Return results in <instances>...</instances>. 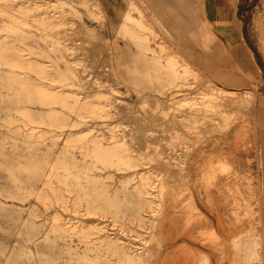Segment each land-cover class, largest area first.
<instances>
[{
	"label": "rangeland",
	"instance_id": "obj_1",
	"mask_svg": "<svg viewBox=\"0 0 264 264\" xmlns=\"http://www.w3.org/2000/svg\"><path fill=\"white\" fill-rule=\"evenodd\" d=\"M184 1L0 0V264L161 263L170 206L193 242L180 264H264V0H220L232 39L209 37L199 0L171 18ZM208 80L238 94L193 129L183 100ZM63 88L68 106L49 102Z\"/></svg>",
	"mask_w": 264,
	"mask_h": 264
},
{
	"label": "bare ground",
	"instance_id": "obj_2",
	"mask_svg": "<svg viewBox=\"0 0 264 264\" xmlns=\"http://www.w3.org/2000/svg\"><path fill=\"white\" fill-rule=\"evenodd\" d=\"M199 2L201 3V8H200L201 10L199 12L200 13V16H199L200 17V22L207 29L209 37H214L215 34L213 33L214 26L212 24V19H210L206 15V11L204 9V7H205V0H199ZM217 2H218V8H217V10H218L217 11L218 12V16H215V18L216 19H222V20H228V21L231 20V14L229 13V11L231 10L232 7H229L230 9L229 8L228 9L227 8L224 9L223 6H222L221 1L220 0H217ZM232 5H233V3L231 4V6ZM45 6H46L47 13L49 11H53V12L58 13L56 11V10H58V7H59L58 2H55V3H46ZM132 7L133 8H136V9L139 8L135 4V2H133ZM97 8L98 9H97V13L96 14L98 16L104 17L103 12L101 11L100 7H97ZM193 11H194V5H193V3L191 1L190 12L193 14ZM209 12L211 13L210 9H209ZM130 13H131V11L127 13V16L125 17V22L123 24V27H124V29L126 31H131L132 29L136 30L138 28V26L140 27L142 25L140 23V20L137 17L131 15ZM179 13L180 12L178 10L171 8L170 16H171V18L172 17L173 18L174 17L177 18V16H179V18H180L181 15H178ZM211 16H212V18H214V15H212V13H211ZM180 20H182V19L180 18ZM192 22H193V18H192ZM233 24H234V26L232 27L231 32H232L233 36H237V35H239V32L240 31H239V29H237L236 23H233ZM136 32L137 31H134L132 33H136ZM149 41H150L149 38H146L145 39V45H146V47L149 46V44H148ZM210 47L211 46H208V45H205L204 46V48H207L208 51H210ZM236 52H237V55H238L239 59L242 62L243 67L246 68V70H248L250 72H253L252 70H253V62L254 61L252 59V53H251V51H249L248 49H246L244 47L243 43L241 42L238 45ZM182 63H183V61H182ZM207 63L209 65L208 68H210V66L212 65L211 64V60H209ZM186 65L189 66L188 63ZM179 72H180V70H178V73ZM193 72H194V79L196 80L197 78H199L198 77V74L195 71H193ZM223 76H224L225 79H227L224 74H223ZM229 80H231V79L229 78ZM69 90H70L69 88H63L60 91H58V93H53V91H50L51 92V95H50L49 102H56V100H57L59 102H62V104L64 106H68L69 98H71V94H70ZM225 92H229L230 94H232L234 96H236L238 94L237 90H229V91H227L224 88L216 85L213 81H209L208 80V81L205 82V87L202 88L201 91L199 92V95L197 97V100H196V97L193 98V99L187 98V99L183 100V101L188 102L189 104H191L194 107L193 110L194 109L196 110V112H193L191 114V124H192V128L193 129H196L197 128L196 124H198L201 121H207L208 118L211 117L210 115H207V114H200L197 111H199L200 108H202V109L205 108L206 110H204V109L203 110L201 109V110L203 112L204 111L207 112L209 107H214V106H219V105L224 104L226 102L224 100V95H223ZM91 99H92V102L97 103V105L100 103L98 101L99 100L98 98H91ZM193 100H195L196 102H193ZM237 101H239V100H237ZM260 111H261L262 115H264V111H262L261 108H260ZM51 112H53V111H51ZM120 146L121 145L118 144V145H115L114 147L115 148H118ZM193 155L195 156L196 154L194 153ZM210 169H211V167H210ZM258 201H259V206H261V207L263 206L262 209L264 210V186L262 188V191H261V194H260V197H259ZM168 220H169L168 227L166 228V231L163 232V236H164V239L163 240H164V242L167 241V235H168V240H169V233H170V229H171L169 214H168ZM259 237H261V239H260V241L257 240V243H256L257 251H260L261 254H264V234L259 235ZM110 242H111L110 244H114V243H112V241H110ZM169 243L170 242H168V248H169V245H170ZM119 246L123 247V249L129 248L127 245L122 246V244L117 243V247H119ZM125 256H126L127 260H129L130 262H132L134 264L137 262V258L138 257H140L142 260H144V262H146L145 261L146 260V257L143 256V255H141V253H137L135 255H129L128 253H125ZM171 256L172 255H170V252H168L167 256L166 257H163L164 259L161 261V263H158V264H180V261H178L176 258L171 257ZM194 264H196V262H194Z\"/></svg>",
	"mask_w": 264,
	"mask_h": 264
},
{
	"label": "crops",
	"instance_id": "obj_3",
	"mask_svg": "<svg viewBox=\"0 0 264 264\" xmlns=\"http://www.w3.org/2000/svg\"><path fill=\"white\" fill-rule=\"evenodd\" d=\"M182 0H180L181 2ZM187 1V0H186ZM186 1H184V5L180 4L179 9H180V14L181 16L183 15V13L185 14L187 11L190 12V7H191V1L190 2V6L189 8H187L186 6ZM210 2H214V4L212 5V7L210 8V11L212 13V15H214V18L212 19V24L217 25V27L219 28L220 31L224 32V34L226 35L227 39H232L233 37H239L241 35V31H242V27L240 26V24L238 23V21L234 20L231 18V20H222V19H216L215 16H218V2L216 1H211ZM177 4V3H176ZM234 5V2H233ZM232 5V6H233ZM171 7H173V5H170V10ZM177 10V9H176ZM215 20V21H213ZM233 23H236V27L237 29H239V35L237 36H233L231 30L232 27L234 26ZM214 28L216 29V27L214 26ZM213 28V29H214ZM174 214V216H173ZM208 216L210 213H207ZM169 219H170V224H171V229H170V233H169V252L170 255H172L171 257H175L176 259L181 258L183 256V253L186 252L183 250V247L185 245L188 244H192L193 242L189 239L188 235L186 234H181L182 230H183V226L185 224V221L187 219V215H185L182 211H180L179 213L177 211L173 210V207L171 208L170 206V210H169ZM201 225L198 223H195L192 227V233L196 232V231H200L201 229ZM178 247H182L181 251L178 253L177 249ZM175 249V252H174ZM184 251V252H183ZM181 263V262H180Z\"/></svg>",
	"mask_w": 264,
	"mask_h": 264
}]
</instances>
